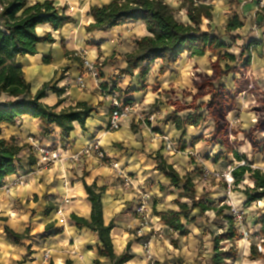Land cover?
Wrapping results in <instances>:
<instances>
[{
	"label": "crops",
	"instance_id": "crops-1",
	"mask_svg": "<svg viewBox=\"0 0 264 264\" xmlns=\"http://www.w3.org/2000/svg\"><path fill=\"white\" fill-rule=\"evenodd\" d=\"M27 1L32 5L44 0ZM110 1L55 0L54 6L60 13L65 8L66 15L73 22L57 31L48 24L38 25L37 34L44 36L50 33L54 42L40 43L36 55L17 59L33 94L44 83L63 77L58 86L65 87L66 92L58 112L76 102H85L95 107L96 112L87 119L85 128L75 122L71 137L64 144L61 143L58 128H54L49 137L41 138L38 119L23 117L15 126L4 128L2 137L7 141L12 138L22 147V151L16 174L7 177L0 188V264H95L96 261L111 264L108 258L99 256L100 243L96 233L87 228L78 229L70 220L72 214L86 219L90 217L91 204L87 200L83 182L106 188L101 198L103 219L106 225L114 222L115 227L110 235L116 255L124 253L131 244L130 250L135 257L126 264H150L146 249L148 244V250L153 252L160 264H171L169 261L172 260L173 264H177L179 258L185 261L183 264H189L196 246L206 238L203 232L198 238L200 242L197 238H190L187 225V236L170 231L177 247L171 244V239L160 242L154 236L156 231L162 233L168 228L159 217L153 215V209L157 212L178 211L177 201L191 205L190 200L179 199L180 192L171 187L170 181L156 170L154 158L160 154L180 176L189 174L188 154H193L200 147V143H191L197 137L196 129L187 127L186 136L182 138L183 131L176 130L168 122L173 111L168 102L172 99L169 98L172 91L181 92L190 86L193 69L199 71L206 68L209 72L205 61L207 56L192 58L184 54L172 70L162 77L158 76L160 62L157 61L151 66L144 82L138 71L132 75H120L127 68L126 55L136 49V41L148 35V32L144 24L133 22L109 32L88 33L85 28L93 22L89 16L90 8L103 6ZM201 1L213 7V21L204 20L203 25L205 30L210 25L215 35H219L218 31L225 34V27L234 13L240 16L244 26L231 36L242 33L248 36V41L258 43L254 47L256 59H253V71L256 77H264V23L262 17L257 16L264 8V0H233V4L230 0ZM62 43L68 56H65ZM85 60L95 65L97 77L86 72ZM97 62H105L100 70ZM99 73L102 75L100 78ZM102 84L107 85L106 91L101 88ZM112 92L113 95L121 93V99L129 100L140 109V116L125 119L118 131L109 130ZM248 99L251 101L250 96ZM58 101L56 94L47 92L41 103L52 107ZM154 110L158 111L157 116L150 121L148 116ZM31 137L45 145L50 152H57L62 159L44 167L38 162V153L29 141ZM165 137L173 141L175 147L179 141V144H186V148L179 153L165 151ZM90 142H99L101 149L113 163H117L124 177L95 156L82 154ZM214 147L218 146L214 144ZM209 152V156L205 155L206 159L212 156V152ZM221 158L217 156L216 160ZM20 181L24 184L20 185ZM195 189L197 192L196 185ZM67 199H70L69 204L64 203ZM142 205L145 207L143 213L139 212ZM59 207L63 209V217L57 215ZM196 212L200 215L197 209L190 217H196ZM146 217L151 218V225L142 226L141 218ZM183 223H186L185 220ZM6 227L17 234L29 230V237L21 244L13 243L5 234ZM45 233L47 237H43ZM46 253H49V263L44 258Z\"/></svg>",
	"mask_w": 264,
	"mask_h": 264
},
{
	"label": "trees",
	"instance_id": "trees-1",
	"mask_svg": "<svg viewBox=\"0 0 264 264\" xmlns=\"http://www.w3.org/2000/svg\"><path fill=\"white\" fill-rule=\"evenodd\" d=\"M54 2L55 0H44L29 5L27 0H0V6H2L0 12V188L4 186L7 177L16 174L17 163L22 151V147L16 144L12 138L7 141L2 137L6 126H15L17 121L23 117L38 119L41 138L49 137L54 128H58L61 143L64 144L71 137L74 123L77 122L82 128H85L87 119L96 112L95 107L85 102H76L68 109L58 112L57 109L63 102L62 96L66 92L65 87L58 86L63 77L44 83L33 94L31 84L25 79L23 69L17 63L19 57L36 55L38 44L54 42L50 33H46L44 36L37 34L36 27L38 25L48 24L57 31L73 22L71 17L66 15L65 8L60 13L59 9L54 6ZM230 3L233 4V0H230ZM179 10L186 11V21L179 20L176 10L165 0H111L103 6L96 5L90 8L89 16L93 22L85 29L88 33L109 32L115 27L133 22L144 24L148 35L136 41V49L125 57L127 68L120 73V75H132L134 71H138L141 81L144 82L150 73L151 66L157 61L160 62L158 76L162 77L172 70V67L184 54H189L192 58H201L207 53H219L228 48L223 37L215 35L210 25L207 26L206 31L202 29L204 20L213 21L212 5L201 0H182ZM258 15L262 17V23H264V8L257 13ZM243 26L240 16L234 13L225 27V35L233 38L231 34ZM249 45L254 48L258 43L250 42ZM62 49L65 56H68L69 53L65 49L64 43H62ZM243 53L238 61L232 54L220 55L216 62L211 63V75L203 74L194 77L192 86L197 89V93L193 95L192 104L169 101L173 111L168 117V122L176 130L183 131L182 138L186 136L187 127L197 128L206 119L213 122V132L205 141L225 149V152L231 154L235 161L243 163L233 168L231 176L235 187L244 185L243 190L237 191L244 195L243 207L248 208L252 204L264 200V171L252 168L254 164L252 160H247L245 154H240L234 147L235 142L229 140L230 130L227 117L236 109V99L240 93L246 92L254 95L255 102L252 108L257 115V121L246 134V139L251 143L253 153H257L261 144L257 141L256 135L264 134V88H258L251 75L248 74L251 57L249 55L243 61ZM222 61L234 64L233 66L227 64L223 69L220 66ZM104 64L105 62L101 64L97 62L99 70ZM229 73L241 75L239 79H235L233 88L219 84V80ZM100 77L102 75L99 73ZM101 88L106 91L107 85L102 84ZM47 92H52L59 97L55 106L51 107L41 103ZM119 94L121 96V93ZM207 95L210 96L207 103L196 105L198 99ZM126 102L131 103L129 100ZM188 109H192L193 112L184 117L179 116L180 112ZM203 109L206 110V116L200 113ZM202 140V137L195 138L192 140V145ZM185 148L186 144L181 143V149ZM218 157L223 158L224 156L219 155ZM154 159L157 163L156 170L170 181L171 187L180 192L179 199H188L191 201V205L177 201L178 211L157 212L154 208L153 215L159 217L160 221L172 233L187 236L189 231L186 226L195 223L197 219V217H190L194 210L198 209L200 216H204L209 211L213 212L214 221L220 220L226 225L220 227V233L212 231L210 228L203 231L204 236H210L212 243V255L207 264L235 263L239 257V250L236 246V240H239L237 228L239 219L233 208L225 203H220L216 207L205 202L197 196L195 182L191 175L180 176L160 154ZM246 180H249L250 183H245ZM83 184L87 200L91 204V214L89 219L72 214L71 222L78 229L87 228L96 233L100 243V257L108 258L111 264L130 262L135 257L130 250L131 244H128L124 253L116 255L110 235L115 227L114 222L106 225L103 219L101 198L106 192V188H98L96 184L89 186L85 182ZM242 219H246V215H243ZM253 219L255 225L260 226L259 236L264 239V209L255 212ZM184 220L186 223H183ZM48 229L49 227H47V231ZM5 234L11 242L21 244L28 239L29 230L23 234H17L6 227ZM43 237H47V234L45 233ZM170 242L174 247H177L176 241L171 239ZM224 243L230 245L226 246ZM248 260L262 261L261 264H264V253L258 249L255 242L250 244ZM95 264H100V262L96 261Z\"/></svg>",
	"mask_w": 264,
	"mask_h": 264
},
{
	"label": "rangeland",
	"instance_id": "rangeland-1",
	"mask_svg": "<svg viewBox=\"0 0 264 264\" xmlns=\"http://www.w3.org/2000/svg\"><path fill=\"white\" fill-rule=\"evenodd\" d=\"M168 4H170L176 10V16L181 21H186V11L179 10L182 0H165ZM202 29L205 30V25L202 26ZM218 29L216 28V31ZM206 31V30H205ZM222 33V37L225 39L228 48L223 50L219 53H207L206 67H208L209 72H207L206 68L202 70L193 71L191 72V81L190 86L187 87L184 91L175 92L172 91V94L169 98H172L170 101H178L181 104H192L193 102V95L197 93V89L192 86V79L197 75L209 74L211 75V63L216 62L218 57L221 55L223 56L225 53L232 54L236 57V61L241 58L243 53V61L248 58L250 55L251 57V65L248 69V74L251 75L252 79L255 81L258 88H264V77H256L253 71V59L255 58L256 52L254 48L250 47V41L247 40L248 36L245 34H237L233 38L230 36L223 35L224 31L219 32L220 35ZM215 34V33H214ZM256 59V58H255ZM229 64L233 66L234 63H229L227 61L220 62L221 68H225V66ZM241 75L239 73H229L227 76L222 77L219 80V84H223L228 88L234 87L235 79H239ZM224 80V81H223ZM175 94H178L175 96ZM248 96L251 97V101L248 99ZM120 97V96H119ZM121 98V97H120ZM168 98V97H167ZM210 100V96H204L196 101V105H200L202 103H207ZM255 102L254 95L252 93L242 92L237 96L236 99V109L228 114L227 120L229 123V140L231 142H235L236 150L240 154H245L247 160H252L254 163L252 168H259L264 171V134H257L256 139L261 144L257 153H253V148L251 143L246 139V134L250 131V129L255 125L257 121V115L252 108V105ZM169 103V102H168ZM153 114L156 115L158 112L157 110L152 111ZM192 109L184 110L179 113L181 116H186L189 113H192ZM201 114L206 116V110L203 109L200 111ZM140 114V111L139 113ZM140 116V115H139ZM151 116V115H150ZM148 116V118L150 117ZM157 116V115H156ZM195 134L197 135L196 138L202 137L203 140L199 141L198 144L200 147L198 149L193 146L194 153H189V161H188V173L192 175L195 185L198 187L197 196L203 199L205 202L218 207L219 204H228L233 208L235 211L239 223H237V228L239 232V240H236V246L239 250V257L238 260L232 264H261L262 261L251 262L248 260L249 256V247L250 244L255 242L258 245V249L264 253V239L259 236V226L255 225L254 217L255 212L264 209V200L260 201L259 203H254L248 208H244V199L241 192L237 190H243V184L235 187L233 185V178L229 176L233 168L237 165H241L243 163H238L235 161L234 157L231 154H227L225 149H219L218 147H214L213 143H207L205 140L208 139L214 129L213 122L210 119H206V121L200 124L199 127L195 128ZM195 139V138H194ZM192 143V142H191ZM177 152L179 153L181 150V144L177 141ZM197 145V144H195ZM198 145V146H199ZM211 148V150H210ZM209 151L212 152V156L209 158H205V155L209 156ZM188 152H190L188 150ZM222 155L224 156L221 159H217L216 157ZM211 159V160H210ZM187 165V166H188ZM185 169V168H184ZM210 171L212 176L210 178L203 177V173L205 170ZM186 170V169H185ZM218 175V177L216 176ZM202 177V180L200 177ZM199 178V179H198ZM232 179V182H229ZM204 181V182H203ZM245 183H250L249 180H246ZM198 214V212H196ZM243 215H246V219H242ZM193 216V215H192ZM208 216V217H207ZM151 217V216H150ZM197 219L195 223L190 224L188 228L190 229V238L198 239L201 238V234L204 229L210 228L212 231L217 233L221 232L220 227L225 226L226 223H223L220 220L214 221L213 212L209 211L206 215L200 216L199 214L196 216ZM142 222H145L143 218ZM210 220L207 222V220ZM146 221L149 225H151V218H146ZM199 229V230H198ZM158 231L156 235L157 240L163 242L164 240L170 241L173 235L170 233L169 230L164 229L162 233ZM162 237H161V236ZM210 236H206V238L201 239V243H199L195 250L194 257L189 261V264H207L210 256L212 255V243H211ZM200 242V239H198ZM224 245H230L229 243H224ZM172 251V249H171ZM147 257L150 261V264H160L157 261L156 256L153 252L147 251ZM176 260V259H174ZM49 263V259L45 260ZM182 261V262H181ZM173 264V260L169 261ZM181 258L177 259V264H183Z\"/></svg>",
	"mask_w": 264,
	"mask_h": 264
},
{
	"label": "built area",
	"instance_id": "built-area-1",
	"mask_svg": "<svg viewBox=\"0 0 264 264\" xmlns=\"http://www.w3.org/2000/svg\"><path fill=\"white\" fill-rule=\"evenodd\" d=\"M1 11H2V6H0V12ZM84 66H85L86 72H88L89 75H91L92 77L98 76L97 69L94 64L85 60ZM139 110L140 109L135 104L127 103L126 101L121 100L117 93L112 95V111L110 115L109 130L118 131L121 128L122 122L127 118L139 115L138 114ZM148 119L150 121H153L155 119V114H152ZM29 141L38 153V156H39L38 162L43 164L44 167L45 166L49 167L62 159V157L57 152H50L45 145L39 144V142L34 140L32 137L29 139ZM164 142H165V151L177 152V148L175 147L173 141L168 140V138L165 137ZM82 154L85 156H95L105 165L112 166L114 169H116L120 177H124V174L123 172L119 170L117 163L112 162L109 155L101 149L99 142L88 143L85 149L83 150ZM211 176L212 174L210 173V171L206 169L203 173V177L206 179V178H210ZM216 176L218 177V175ZM229 176H231V173ZM229 182H232V179ZM19 184L23 185L24 183L20 181ZM69 202H70V199H67L64 201L65 204H69ZM144 211H145V207L142 205L141 208L139 209V212L143 213ZM57 215H60L61 217H63L62 207L58 208ZM146 218H143L145 222H143L142 226L149 225L148 222L146 221ZM259 229H260V226H259ZM157 234H158V231H156V234L154 236H156ZM148 245L146 246L147 251H149ZM44 258L45 260H48L49 253H46Z\"/></svg>",
	"mask_w": 264,
	"mask_h": 264
}]
</instances>
